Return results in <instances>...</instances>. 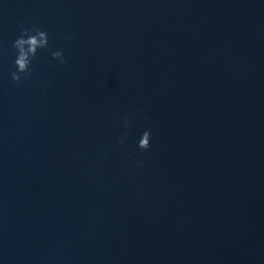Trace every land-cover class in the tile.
<instances>
[{
    "label": "water",
    "instance_id": "obj_1",
    "mask_svg": "<svg viewBox=\"0 0 264 264\" xmlns=\"http://www.w3.org/2000/svg\"><path fill=\"white\" fill-rule=\"evenodd\" d=\"M0 264H264V0H0Z\"/></svg>",
    "mask_w": 264,
    "mask_h": 264
},
{
    "label": "clouds",
    "instance_id": "obj_2",
    "mask_svg": "<svg viewBox=\"0 0 264 264\" xmlns=\"http://www.w3.org/2000/svg\"><path fill=\"white\" fill-rule=\"evenodd\" d=\"M17 28L18 31L11 41L13 70L10 73V78L12 82L27 80L33 74L35 60L41 50L49 51L53 60L59 64L63 65L67 63L63 49H52L50 47V36L46 28L35 24L25 26L23 22H19ZM58 38L65 41L72 39L68 33H60L58 34ZM129 123V117L124 116L122 118L123 130L118 138L119 143H124ZM151 139V129L145 128L139 135L136 145L137 148L141 150L148 149L151 144Z\"/></svg>",
    "mask_w": 264,
    "mask_h": 264
}]
</instances>
